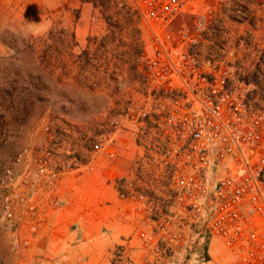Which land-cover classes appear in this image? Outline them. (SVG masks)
I'll return each instance as SVG.
<instances>
[{"label":"built area","instance_id":"2783aa9c","mask_svg":"<svg viewBox=\"0 0 264 264\" xmlns=\"http://www.w3.org/2000/svg\"><path fill=\"white\" fill-rule=\"evenodd\" d=\"M134 2L143 103L94 134L45 123L41 141L0 168V233L22 236L26 248L48 237L64 181L98 171L106 156L119 200L139 217L110 264H214L215 239L228 264H264V99L251 91L258 72L240 70L254 35L230 25L248 21L244 3ZM196 2L205 12L179 27ZM126 141L136 148L131 177L116 173Z\"/></svg>","mask_w":264,"mask_h":264},{"label":"rangeland","instance_id":"374dc122","mask_svg":"<svg viewBox=\"0 0 264 264\" xmlns=\"http://www.w3.org/2000/svg\"><path fill=\"white\" fill-rule=\"evenodd\" d=\"M242 1L247 22L259 15L264 39V0ZM253 2L254 7L250 6ZM134 4V0H0V168L22 147L39 143L47 122L68 127L76 134H94L114 115L143 103L137 60L144 35ZM194 12L203 13L205 9L201 3H194L180 17L178 26L191 22ZM247 55L240 70L248 73L257 59L251 53ZM255 56L263 60L264 49L261 47ZM253 72L264 78L263 66ZM251 91L255 96L262 95L264 83L258 87L252 84ZM135 151L131 141L122 145L117 174L132 176ZM108 165L104 156L98 162V171L73 174L70 186L62 192L57 217H64L68 231L76 232L72 246L61 248L54 240L46 256L37 251L40 239L26 248L22 236L4 231L0 233V264H100L74 251L83 241L80 227L84 218L91 216L95 222L107 219L109 206L113 209L115 205L112 190L101 197L103 188L98 182L94 186L80 182L100 179L105 183ZM95 196L100 206L93 205V213L86 214ZM108 235L104 229L103 236ZM105 254L110 258L107 250ZM212 254L214 264H228L217 239Z\"/></svg>","mask_w":264,"mask_h":264},{"label":"crops","instance_id":"0c3cea01","mask_svg":"<svg viewBox=\"0 0 264 264\" xmlns=\"http://www.w3.org/2000/svg\"><path fill=\"white\" fill-rule=\"evenodd\" d=\"M244 3V2H243ZM245 5V4H244ZM255 2L250 4V6L254 7ZM224 12L229 13L231 10L225 9ZM195 14L197 12H194ZM257 15V14H255ZM251 21V22H250ZM249 22H244L241 24H231L233 27H235V31L237 34L242 35V36H247L248 33H252L254 35V48L256 49L255 52L251 53L252 57H256L255 54L259 52V49L262 47L264 49V39H262V34L260 31V20H259V15L253 18V20H250ZM243 57H248L247 54H244ZM252 68V69H251ZM255 68L250 67L248 68V71L253 72ZM256 71V70H255ZM264 83V78L260 77L258 81L254 83V87H258ZM262 99H264V93H262ZM121 166L117 164V169L120 168ZM111 170L110 168H108ZM68 177L62 186V190L66 192V188L70 186L72 182V177ZM80 181V180H79ZM81 185H85L86 183H90L91 186H94L95 182H98L100 185H102V192H101V197L102 195H107L110 190H112V193L114 194V207L112 209L111 206H109V210L107 212L108 217L107 219H102L99 222H95V220H92L91 216H88L87 218H84V220L81 222V227L80 229L83 232V241H81V245H77V247L74 250H70V253L74 252H79L81 251L84 257H88L91 259L99 260L100 264H110V258H107V255L105 254L107 250V254H110V251L112 248L115 246L116 243H118L121 239L122 236L130 235L132 234L136 228L139 226V217L133 212L132 207H126L124 203L119 201L117 199V196H115L117 193L115 189L113 188L112 183L109 180V177L106 179L105 183H102L100 179H81ZM109 183V184H108ZM108 184V185H107ZM100 195V194H99ZM98 198L95 196L94 200L87 206L88 211L86 214L93 213V207L94 206H100L97 205ZM96 203V204H95ZM94 205V206H93ZM105 209L103 207L100 209L102 211ZM86 210V209H85ZM84 210V211H85ZM99 211V210H98ZM100 211L99 214H97V217L100 216ZM95 213V212H94ZM94 214V215H96ZM64 217H55L54 222H53V228L48 233V237L46 238V234L42 235L40 238V243L38 244L37 251H42L43 255H48V250H51V244L52 241H56V243L61 244L60 247H67V246H72V243L75 242L77 239V234L76 232H69L68 228L66 227L65 224V219ZM107 229L108 230V237L105 238L103 236V230ZM56 231V234H55ZM56 238H52V237ZM46 238V239H44ZM52 238V239H51ZM110 249V251H108ZM74 251V252H73ZM53 257V256H52ZM71 256L67 257L70 258ZM98 264V263H97Z\"/></svg>","mask_w":264,"mask_h":264}]
</instances>
